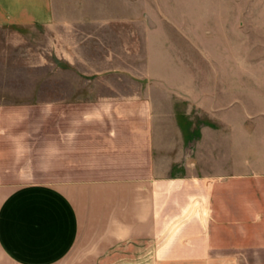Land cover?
<instances>
[{
  "label": "crops",
  "instance_id": "0c3cea01",
  "mask_svg": "<svg viewBox=\"0 0 264 264\" xmlns=\"http://www.w3.org/2000/svg\"><path fill=\"white\" fill-rule=\"evenodd\" d=\"M70 6L0 0V27H47L67 67L0 131V264H264V18L193 87L127 92L72 77Z\"/></svg>",
  "mask_w": 264,
  "mask_h": 264
},
{
  "label": "rangeland",
  "instance_id": "374dc122",
  "mask_svg": "<svg viewBox=\"0 0 264 264\" xmlns=\"http://www.w3.org/2000/svg\"><path fill=\"white\" fill-rule=\"evenodd\" d=\"M67 1L72 10L76 63L72 77H134L116 86L127 92L140 86L164 91L180 75L193 87L197 71L207 76L230 47L229 36L235 39L237 54L242 52V37L255 41L257 20L264 18V0ZM49 34L45 26L0 27L1 132L12 126L7 117L14 111L28 114L31 109L30 114H38L43 101L54 102L52 85L60 74L57 69L67 67L63 56L52 52ZM82 93L85 88L78 87V95ZM28 102L36 105L30 108ZM157 103L164 107L172 101L164 96ZM180 103L176 99L175 104ZM0 142L1 163L9 166L10 143Z\"/></svg>",
  "mask_w": 264,
  "mask_h": 264
}]
</instances>
